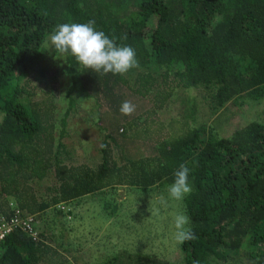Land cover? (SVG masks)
Listing matches in <instances>:
<instances>
[{"label": "trees", "instance_id": "1", "mask_svg": "<svg viewBox=\"0 0 264 264\" xmlns=\"http://www.w3.org/2000/svg\"><path fill=\"white\" fill-rule=\"evenodd\" d=\"M63 89L69 110L57 137ZM192 92L218 118L264 101V0H0L4 217L13 218L10 199L44 216L116 186L188 188L184 263L264 264V119L222 137L198 123ZM79 98L101 108L96 168L66 164L67 121ZM149 99L157 110H183L161 125L173 136L157 147L150 119L158 114L141 108ZM52 178L48 199L37 197L34 187ZM49 240L17 229L0 243V264L80 263ZM102 264L170 263L123 253Z\"/></svg>", "mask_w": 264, "mask_h": 264}, {"label": "rangeland", "instance_id": "2", "mask_svg": "<svg viewBox=\"0 0 264 264\" xmlns=\"http://www.w3.org/2000/svg\"><path fill=\"white\" fill-rule=\"evenodd\" d=\"M35 88L36 84L32 81L31 89ZM64 90L66 89H63L57 104V137L61 134L60 122L69 110ZM192 96L197 99L200 110L198 123L209 125L222 137L231 136L237 128L263 122L264 101L258 104L247 100L243 107L230 106V111L218 118L211 115L210 108L198 97L197 92H192ZM41 97L33 100L39 101ZM173 107L171 105V108L167 107L164 111L157 110L152 99L141 107L145 113L150 111L158 114L150 119L155 123L151 132L162 138L156 147L173 136L162 132L161 125L168 126L173 120L177 122L183 116V110L180 112L179 107ZM99 110L101 108H97L96 103L79 98V103L70 112L64 139L71 153L66 161L68 166L87 165L89 168H96L102 163L100 145L104 134L97 126ZM177 112L180 113L179 116ZM55 186V179H49L41 187H34L35 194L40 199L47 200L48 187ZM187 189L160 185L149 192H141L127 186L111 187L95 195L63 204L69 207L66 209L69 214H66L65 209L66 212L56 208L58 211L53 209L44 216H37V231L50 238L48 244L58 250L68 263H73L75 257L80 261L79 264H102L128 253L165 260L170 264H185L181 243L188 226L184 211Z\"/></svg>", "mask_w": 264, "mask_h": 264}, {"label": "built area", "instance_id": "3", "mask_svg": "<svg viewBox=\"0 0 264 264\" xmlns=\"http://www.w3.org/2000/svg\"><path fill=\"white\" fill-rule=\"evenodd\" d=\"M9 211H11L14 215L13 218L8 220L4 217L2 207L0 205V243L4 242L9 235H11L15 230L20 229L23 233L29 235L30 237L37 239L40 236V232L37 231L38 219L35 216H29L25 212L21 211L17 203L10 199L7 201ZM62 211L69 214V210H66V205H60L57 207ZM66 211H65V210ZM56 211H58L55 208Z\"/></svg>", "mask_w": 264, "mask_h": 264}, {"label": "clouds", "instance_id": "4", "mask_svg": "<svg viewBox=\"0 0 264 264\" xmlns=\"http://www.w3.org/2000/svg\"><path fill=\"white\" fill-rule=\"evenodd\" d=\"M6 204H7V202H6ZM63 204H67V203H62V204H60V205H63ZM59 205V206H60ZM67 206V205H66ZM58 207V206H57ZM37 219H39V217H37V216H35Z\"/></svg>", "mask_w": 264, "mask_h": 264}]
</instances>
